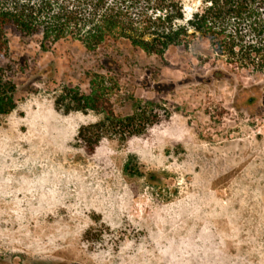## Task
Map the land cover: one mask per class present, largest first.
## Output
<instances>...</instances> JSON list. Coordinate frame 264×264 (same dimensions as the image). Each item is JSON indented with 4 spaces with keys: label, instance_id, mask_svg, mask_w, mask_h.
I'll list each match as a JSON object with an SVG mask.
<instances>
[{
    "label": "rangeland",
    "instance_id": "rangeland-1",
    "mask_svg": "<svg viewBox=\"0 0 264 264\" xmlns=\"http://www.w3.org/2000/svg\"><path fill=\"white\" fill-rule=\"evenodd\" d=\"M181 1L186 18L206 6ZM8 37L0 67L18 91L0 114V264H264L263 74L234 69L210 37L163 57L125 40L44 51L38 35ZM95 72L117 114L141 100L150 122L90 151L79 130L103 115L56 99L88 92ZM132 156L139 175L124 171Z\"/></svg>",
    "mask_w": 264,
    "mask_h": 264
},
{
    "label": "trees",
    "instance_id": "trees-1",
    "mask_svg": "<svg viewBox=\"0 0 264 264\" xmlns=\"http://www.w3.org/2000/svg\"><path fill=\"white\" fill-rule=\"evenodd\" d=\"M206 6L186 18L181 0H0V63L10 55L9 33L40 36L41 48L49 51L66 38L97 51L128 41L148 55L163 57L171 45L189 48L195 39L210 37L234 69H248L264 75V0H205ZM104 62L118 64L113 57ZM16 82L0 67V114L17 107ZM254 96L246 99L254 102ZM73 105L66 112L92 110L103 115L83 125L80 139L90 151L106 135L140 134L150 122L147 109L136 100L132 114L122 116L112 108L104 74L90 76L89 91L64 87L56 99ZM126 162L128 175L141 174L138 164Z\"/></svg>",
    "mask_w": 264,
    "mask_h": 264
},
{
    "label": "flooded vegetation",
    "instance_id": "flooded-vegetation-1",
    "mask_svg": "<svg viewBox=\"0 0 264 264\" xmlns=\"http://www.w3.org/2000/svg\"><path fill=\"white\" fill-rule=\"evenodd\" d=\"M250 103V102H249Z\"/></svg>",
    "mask_w": 264,
    "mask_h": 264
}]
</instances>
